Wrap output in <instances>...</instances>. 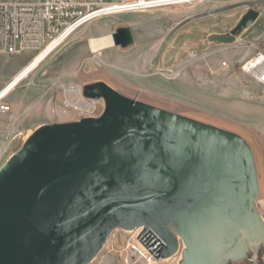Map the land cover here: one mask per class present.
Here are the masks:
<instances>
[{"label":"water","instance_id":"95a60500","mask_svg":"<svg viewBox=\"0 0 264 264\" xmlns=\"http://www.w3.org/2000/svg\"><path fill=\"white\" fill-rule=\"evenodd\" d=\"M258 16L251 7L208 40L232 43ZM111 39L122 49L134 43L128 26ZM82 95L103 99V112L37 126L0 167V264H89L115 230L140 227L137 241L151 231L159 242L150 251L157 259L262 264L259 184L242 136L101 80L85 83Z\"/></svg>","mask_w":264,"mask_h":264},{"label":"rangeland","instance_id":"374dc122","mask_svg":"<svg viewBox=\"0 0 264 264\" xmlns=\"http://www.w3.org/2000/svg\"><path fill=\"white\" fill-rule=\"evenodd\" d=\"M245 1L250 0H171V5L92 20L47 56L44 53L35 58L40 52L0 54V89L21 77L3 99L12 109L0 114V167L37 126L82 117L64 107L66 87L101 80L138 101L123 90L124 85L249 129L257 144L255 149L249 138L242 137L253 151L259 184L257 206L264 217V87L240 71L243 60L256 51L264 52V2L241 5ZM251 7L259 16L249 28L237 33L232 43L208 40L213 34H228ZM119 26L131 29V46L122 49L112 44L91 52L89 40L102 36H87L106 31L111 35ZM174 29L153 65L160 45ZM223 61L229 63L228 68L221 66ZM258 156L263 168L258 165ZM137 231L115 230L89 264H122L121 248ZM176 261L170 258L163 264Z\"/></svg>","mask_w":264,"mask_h":264},{"label":"built area","instance_id":"2783aa9c","mask_svg":"<svg viewBox=\"0 0 264 264\" xmlns=\"http://www.w3.org/2000/svg\"><path fill=\"white\" fill-rule=\"evenodd\" d=\"M170 1L0 0V54L39 53L55 42L53 48H56L72 33L99 17L167 6L171 5ZM221 66L228 68L229 63L223 61ZM240 71L245 78L264 87V52L256 51L243 60ZM82 87L65 88L64 107L82 117L99 116L104 109L103 99L84 97ZM3 99H0V114L12 109ZM140 231L133 233L131 240L121 248L122 264H163L162 259L150 253L159 245L154 233L146 231L139 242L136 237Z\"/></svg>","mask_w":264,"mask_h":264},{"label":"bare ground","instance_id":"6f19581e","mask_svg":"<svg viewBox=\"0 0 264 264\" xmlns=\"http://www.w3.org/2000/svg\"><path fill=\"white\" fill-rule=\"evenodd\" d=\"M111 40H112L111 35L90 39L89 40V46H90L91 52H96V51L102 50L106 47H109L110 45L113 44ZM55 43H52L51 45H49L48 47L43 49L39 54H37L35 56V58L43 55L44 53H46L45 56H47L49 53H51L55 49V48H53ZM20 78L21 77H18V79H16V80L14 79L10 82H7L0 89V99L5 98L6 95L9 93V91L11 89L13 90L15 88V86L18 83V81L20 80ZM82 85H84V84H82ZM123 87H124L123 90L130 92L131 94H134L137 97V98L135 97L136 99H139L141 101L150 103L151 105H155L157 107H160V108H163V109H166L169 111H173L175 113H178V114H181V115H184V116H187V117H190V118L211 124L213 126L224 128V129H227L229 131L238 133V135H241L247 139L249 138L251 140V146L254 149L257 146L255 138L251 134L250 130L241 124H238V123L230 121L228 119H224V118H221V117H218L215 115H211V114H208L205 112L194 110V109L187 107L181 103H177L175 101H171V100H168V99L156 96V95H152V94L144 92V91L133 89L131 87H126L125 85ZM258 165L263 168V161H262L260 156H258ZM140 230H141V228L138 229V231L136 233H138Z\"/></svg>","mask_w":264,"mask_h":264},{"label":"crops","instance_id":"0c3cea01","mask_svg":"<svg viewBox=\"0 0 264 264\" xmlns=\"http://www.w3.org/2000/svg\"><path fill=\"white\" fill-rule=\"evenodd\" d=\"M91 22V21H90ZM90 22H88L87 24H89ZM86 24V25H87ZM86 25H84L82 28L84 29V27L86 26ZM109 32L108 31H106L105 33H103V34H100V35H95V36H87V38H89V37H99V36H104V35H110V34H108Z\"/></svg>","mask_w":264,"mask_h":264},{"label":"trees","instance_id":"16d2710c","mask_svg":"<svg viewBox=\"0 0 264 264\" xmlns=\"http://www.w3.org/2000/svg\"><path fill=\"white\" fill-rule=\"evenodd\" d=\"M239 264H246V263L245 262H242V263H239ZM262 264H264V258H263Z\"/></svg>","mask_w":264,"mask_h":264}]
</instances>
